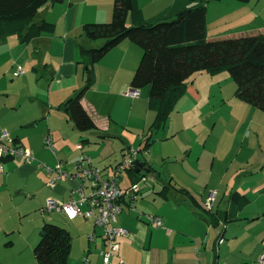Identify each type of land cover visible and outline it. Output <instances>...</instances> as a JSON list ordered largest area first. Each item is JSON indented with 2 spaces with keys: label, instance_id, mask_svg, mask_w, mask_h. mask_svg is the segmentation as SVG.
I'll return each mask as SVG.
<instances>
[{
  "label": "crops",
  "instance_id": "1",
  "mask_svg": "<svg viewBox=\"0 0 264 264\" xmlns=\"http://www.w3.org/2000/svg\"><path fill=\"white\" fill-rule=\"evenodd\" d=\"M113 1L66 0L63 3L49 2L38 10L35 22L54 23V34L42 33L26 44L21 43L19 38L15 36L18 38L19 44L25 46L22 47L24 48L23 52L33 50L36 53L28 66L32 67V71L38 77L37 89L34 87V92H30V97L33 101L40 102V106L37 107V103L26 107H24L23 102L12 104V109L17 110V115L12 119V122H15L13 127L17 130L20 126L22 129L32 127L35 135L32 139L30 135L19 130V133L12 137L28 149L34 155L35 160L37 157L44 161L42 163L50 166V164L45 163L50 161L47 155L49 152L47 150L50 149L45 146V138L49 136L52 143L59 148V151H55V153L50 150L55 159L53 166L58 161H63L66 164L65 167L72 170L74 163L79 159L78 157L86 154L96 168L104 169L105 172L112 175L114 168L122 163L112 164L120 150V143L113 139L123 137L115 127L124 128L127 131L128 129L145 131L150 123L153 124L156 119V114L149 108V87L141 89V95L138 98L123 94L132 88L131 80H133L136 68H138L142 58L138 45L129 40L123 41L110 52L118 51L117 56L110 63H102L103 59L96 64H85L86 59L83 60L80 55L82 46L97 47L94 44L91 47L86 46L88 45V38L84 34L85 24L111 21ZM141 1L138 0L139 6L146 19L154 17L147 16L146 8L142 6ZM234 1L237 2V0ZM240 4L244 3L240 2ZM233 5L243 12L249 8L248 5H240V7H237V4ZM255 14L257 13L255 12ZM257 16L259 15L257 14ZM239 19L240 23L251 22L249 16H240ZM257 26L262 27L240 31L238 35L233 37L264 33V25L258 23ZM221 38L227 39L226 37ZM57 39L60 47H62V54L60 55H54L51 51L54 41ZM8 40L9 38L4 40L5 45ZM4 41H1L0 45ZM42 53L44 58L38 61L37 56ZM87 65L92 68L95 76L93 85L88 89H86V82H88L87 77L90 76V73L87 71L89 69ZM14 69V71L11 70L13 71L12 74L14 77H18L19 75L14 74L18 68L15 66ZM27 75L25 71L19 78L22 79ZM29 77H26L25 81ZM82 91H85L81 99L83 108L86 109L97 127L83 132L76 128L68 112L59 109L60 105L67 103L74 95ZM187 91L191 95L199 96L198 88L193 84L188 86ZM182 100L184 99L182 98L177 103L176 108L180 109V105L184 102ZM104 103H109L106 112H103L102 109ZM177 112L181 111L178 110ZM100 116H106V119L99 118ZM3 123L0 119V137L7 128L6 124ZM179 128L171 123L169 126L170 134L164 139L176 138L181 130ZM121 141L126 142L125 139ZM71 145L74 150L71 149ZM144 147L142 146L140 150L143 151ZM261 150L262 156L246 161L245 169L242 170L243 179L240 182L235 181L233 185L228 184L224 188L225 191L221 200L227 197L229 202L223 208L219 196L222 193L224 181H221L220 184L221 192L217 190L209 192H216L215 205L211 211L206 209L204 204L207 194L202 195L199 200L188 187L181 186L175 181V176L172 174H170L172 177L168 178L169 180H164L160 191H156L163 203L158 201L152 205L141 203L139 205L145 210L139 211L138 205H136L138 203L135 201L137 211H133L130 209L127 199L123 204L124 210L119 216L118 225L127 228L129 234L119 239L120 249L114 255L112 264H194L200 243H204L202 246L205 249L210 243H218L219 263L216 264H258L259 259L264 254V148ZM125 152L123 148L122 154L125 155ZM100 162L104 164V167L99 165ZM138 163L145 167L141 169L143 174H148L154 170L153 165L148 163L146 159L141 160L139 158ZM125 172L133 183H137L138 180L136 179L138 178L134 174L129 171ZM49 179L50 175L43 168L38 167V160L27 164L18 159H8L4 162V173L0 175V198L4 201V195L15 202L14 197L20 195L25 200L32 199L44 203L47 199L52 198L49 196L47 188ZM122 180L124 177L120 172L119 185ZM62 183L66 182L62 181ZM120 187L126 189L130 186L123 187L120 185ZM165 187H171L167 199L161 192ZM179 189H184V192L177 191ZM55 190L60 193V197L66 199L65 201L61 200V202H67L70 199V192L63 185L58 184ZM235 192L245 196V199L248 200L245 206L239 208L236 201L232 200V195ZM189 193L196 199V205H193ZM197 209L200 210L201 214ZM138 212L160 217L163 226L157 227L145 218L140 219ZM204 213L206 215H203ZM79 218L84 217L81 216L70 221L74 222ZM222 223L225 224V227L220 236L225 241L219 244L220 239H216L219 229L215 230V227ZM227 223L229 224L226 225ZM193 243H195V250ZM88 251L86 256L89 258V264H102L100 257H97L96 254L92 255L90 248Z\"/></svg>",
  "mask_w": 264,
  "mask_h": 264
},
{
  "label": "rangeland",
  "instance_id": "2",
  "mask_svg": "<svg viewBox=\"0 0 264 264\" xmlns=\"http://www.w3.org/2000/svg\"><path fill=\"white\" fill-rule=\"evenodd\" d=\"M141 2L142 6L146 8L147 16H155L169 8L174 0H142ZM237 2L234 0H207V26L205 29L208 40L233 37L238 35L240 31L262 27L257 26L258 23L264 25V0H251L250 3L243 2L244 4ZM233 4H237V7L248 5V10L251 13L248 10L243 12ZM240 16H249L251 22L240 23ZM129 21V25H131L132 22ZM18 41L17 37L10 36L6 45L5 41L1 43L2 46L0 45V119L4 122L3 124H6L7 128L5 129L10 132L11 136L22 130L33 139L35 135L32 127L22 129L20 126L17 130L13 127L15 122H12L13 117L17 115V110L12 109L13 103L23 102L24 107L37 103L30 97V92L32 93L34 87L36 88L38 77L32 71V67H28L30 60L36 53L33 50L23 52L24 48L22 47L25 46L19 44ZM87 42L88 45L86 46L88 47H91L92 44L99 47L104 45L105 40L92 41L88 39ZM60 46L59 40H55L51 49L54 55L62 54V47ZM12 50L13 53L11 54ZM138 50L143 55V49L138 46ZM117 53L118 51L110 53L102 63H110L117 56ZM37 58L38 61L42 60L44 54H40ZM15 66L17 68L18 66L23 67L28 75L22 76V79L19 76L14 77L12 73ZM12 69L13 71H11ZM26 77L29 78L25 81ZM23 80L25 82H22ZM187 84L196 86L199 96L191 95L187 91L183 97L184 100H182L184 102L180 105V109L176 108L166 128L151 133L149 129L152 123L145 131L130 129L127 131L124 128L115 127L123 137L113 139L120 143V150L112 164L122 162L130 150H140L142 146L146 145L147 139L151 140L149 149L139 152L138 157V160L139 158L141 160L146 159L154 168L152 172L147 174V181L141 179L135 183L140 190L135 196L139 211L145 210L139 205L141 203L147 205L155 204L157 201L163 203L156 191H160L164 180H169L168 178L172 175L175 176V181L181 186H186L194 192L196 198L199 199L202 195L207 194L206 200L210 191L221 192L220 184L221 181H224L223 190L219 196L223 208L229 202L227 197L221 200L224 195V188L228 184L233 185L235 181L240 182L243 179L242 170L245 169L247 160L262 156L264 112L237 98L235 95L237 84L230 72H221L216 75L207 72L197 73L189 78ZM38 105L40 106V102L36 104L37 107ZM108 106L109 103L103 104V112L107 111ZM178 110L181 112H177ZM152 114L154 115V113ZM99 118L106 119V116ZM171 123L173 126L180 127L181 130L176 138L164 139L170 134L169 126ZM124 139L126 140L125 143L121 141ZM52 144L55 151L58 152V146ZM43 147L45 148L44 142ZM70 147L74 150L72 145ZM123 148L126 151L125 155L122 154ZM47 151H49L47 155L50 161L45 163L53 167L55 159L50 150ZM36 160L44 162L37 157ZM99 165L104 167L101 162ZM121 174L124 177L121 186L127 187L134 184L124 170ZM59 184L66 187L68 191L70 190L68 184L62 182ZM47 188L49 196L53 199L66 200L60 197L57 190L50 189L48 186ZM3 197L5 198L4 201L0 198V264H39L34 250L40 242L39 233L42 226L49 222L67 229L71 234L72 249L68 264H83L84 258L89 253V248L92 255L96 254L97 257L101 258L102 264H105L102 256V252L106 250L104 244L105 230L103 228L96 229L85 218L71 222L64 214L48 213L46 210L48 199L43 203L32 199L25 200L23 196L17 195L14 197L15 202H12L10 197L6 198L4 195ZM224 227V223L215 227V230L219 229L216 239L221 237ZM92 234H96L98 237L96 236L93 240L90 238ZM203 244H199L194 264L219 263L218 243H210L207 249L202 246ZM194 247L195 243H193V249Z\"/></svg>",
  "mask_w": 264,
  "mask_h": 264
},
{
  "label": "trees",
  "instance_id": "3",
  "mask_svg": "<svg viewBox=\"0 0 264 264\" xmlns=\"http://www.w3.org/2000/svg\"><path fill=\"white\" fill-rule=\"evenodd\" d=\"M65 1L0 0V42L17 36L21 43L26 44L42 33L54 34V23H36L35 18L45 4ZM206 3L207 0H175L166 10L146 19L138 0H114L110 22H90L84 26V34L89 40H105L99 48L81 47L80 55L83 60L86 59L85 64L100 62L125 40L143 49L131 87L139 90L150 88L149 108L156 114L149 129L151 133L167 126L177 103L187 93V81L202 72L212 75L230 72L237 84V98L264 112V33L208 40ZM87 66L90 81L86 82V89L95 80L94 71ZM84 94L85 91L79 92L59 106L70 114L71 121L82 132L97 128L81 103ZM145 143L144 148L147 149L151 140L147 139ZM138 170L137 165L125 169L134 174L139 182L147 174ZM170 188L165 187L161 191L166 199ZM177 191L183 193L184 189ZM189 195L193 205H196L194 196ZM232 200L239 208L248 202L238 192L232 195ZM39 234L41 239L34 250L38 263L68 264L72 249L69 231L49 222L42 226Z\"/></svg>",
  "mask_w": 264,
  "mask_h": 264
},
{
  "label": "built area",
  "instance_id": "4",
  "mask_svg": "<svg viewBox=\"0 0 264 264\" xmlns=\"http://www.w3.org/2000/svg\"><path fill=\"white\" fill-rule=\"evenodd\" d=\"M24 73L25 70L19 66L14 74L20 76ZM123 94L128 97L138 98L141 95V91L129 88ZM45 146L55 153L49 136L45 138ZM139 152V150H130L120 166L114 168L112 175L105 172L104 169L96 168L86 154L78 157L79 159L74 163L72 170L67 169L63 161H58L53 167L38 162V167L43 168L50 175L47 183L50 189L54 190L62 181L68 183L70 187V199L67 202L50 198L46 210L49 213L58 212L64 214L69 220L82 216L90 221L96 229L99 227L103 228L105 230L104 244L106 250L102 252V256L105 264H112L114 255L120 249L119 239L129 234L127 228L118 225L119 216L124 210V202L128 199L130 209L137 211L135 196L140 191L139 187L134 183V185L126 189L121 188L119 185V173L137 165ZM4 159H18L27 164L37 161L34 155L12 137L7 130H4L0 137V175L4 173ZM142 180L147 181V177L144 176ZM215 200L216 192H211L206 200V209L212 211ZM138 217L149 220L150 223L157 227L163 226L162 220L156 215L138 212ZM96 236V234H92L90 238L95 240ZM219 239V244L225 241L223 237ZM258 262V264H264V254ZM83 264H89L87 256L84 258Z\"/></svg>",
  "mask_w": 264,
  "mask_h": 264
},
{
  "label": "water",
  "instance_id": "5",
  "mask_svg": "<svg viewBox=\"0 0 264 264\" xmlns=\"http://www.w3.org/2000/svg\"><path fill=\"white\" fill-rule=\"evenodd\" d=\"M89 80H90V78L88 77L87 81H89ZM136 164H137V166H138V168H139L138 171H140L141 169H143V168H141L142 166H140L138 162H137Z\"/></svg>",
  "mask_w": 264,
  "mask_h": 264
}]
</instances>
